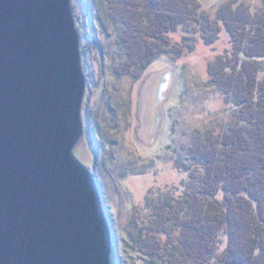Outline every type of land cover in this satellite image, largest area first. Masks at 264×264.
I'll return each instance as SVG.
<instances>
[{
  "label": "water",
  "instance_id": "obj_1",
  "mask_svg": "<svg viewBox=\"0 0 264 264\" xmlns=\"http://www.w3.org/2000/svg\"><path fill=\"white\" fill-rule=\"evenodd\" d=\"M86 87L72 0H0V264H112Z\"/></svg>",
  "mask_w": 264,
  "mask_h": 264
},
{
  "label": "trees",
  "instance_id": "obj_2",
  "mask_svg": "<svg viewBox=\"0 0 264 264\" xmlns=\"http://www.w3.org/2000/svg\"><path fill=\"white\" fill-rule=\"evenodd\" d=\"M119 1L122 9L111 0L112 9L132 27L121 35L128 61L118 70L127 75H139L162 56L192 52L196 44L169 36L182 27L214 44L223 21L232 49L209 64L210 83L238 107L227 132L197 134L184 193L149 197L143 209L149 216L132 220L129 242L145 264H264V78L253 60L264 58V11L229 5L214 21L200 0ZM222 235L227 243L220 251ZM112 264H119L116 247Z\"/></svg>",
  "mask_w": 264,
  "mask_h": 264
},
{
  "label": "rangeland",
  "instance_id": "obj_3",
  "mask_svg": "<svg viewBox=\"0 0 264 264\" xmlns=\"http://www.w3.org/2000/svg\"><path fill=\"white\" fill-rule=\"evenodd\" d=\"M112 1L122 9L119 0ZM200 1L214 21L229 5L244 13L264 11V0ZM72 5L87 81L84 135L74 153L100 185L119 264H145L146 256L129 242L132 220L149 216L143 211L149 197L184 193L198 133L223 134L237 122L238 107L210 83L209 75V64L231 51V38L221 20V33L212 45L182 27L169 36L177 44H196L192 52L162 56L139 75H127L118 70L128 61L121 35L132 27L113 11L111 0H72ZM253 60L264 78V58ZM168 73L170 84L160 102L159 83ZM221 240L220 251L227 238L222 235Z\"/></svg>",
  "mask_w": 264,
  "mask_h": 264
},
{
  "label": "bare ground",
  "instance_id": "obj_4",
  "mask_svg": "<svg viewBox=\"0 0 264 264\" xmlns=\"http://www.w3.org/2000/svg\"><path fill=\"white\" fill-rule=\"evenodd\" d=\"M169 84H170V73L165 74L164 77L161 79L157 91L158 97L160 96V93H162V91L168 87ZM163 100H164V96L163 97L160 96L159 101L162 102Z\"/></svg>",
  "mask_w": 264,
  "mask_h": 264
}]
</instances>
